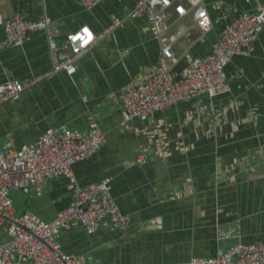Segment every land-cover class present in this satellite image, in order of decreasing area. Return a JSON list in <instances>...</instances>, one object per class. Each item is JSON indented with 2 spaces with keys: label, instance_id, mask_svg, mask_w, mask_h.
Masks as SVG:
<instances>
[{
  "label": "crops",
  "instance_id": "1",
  "mask_svg": "<svg viewBox=\"0 0 264 264\" xmlns=\"http://www.w3.org/2000/svg\"><path fill=\"white\" fill-rule=\"evenodd\" d=\"M138 1L106 0L86 10L78 0H0V85L29 84L52 66L43 31L29 33L20 46L6 45L5 25L13 16L48 19L53 46L82 27L98 36L118 22L73 72L28 87L0 107V153L7 136L19 149L47 129L85 131L88 117L95 118L104 146L74 173L82 186L110 180L130 224L94 234L74 224L56 236L66 253L94 264H187L236 242L264 244V32L253 38L248 57L235 56L227 66V92L180 102L144 121L129 120L120 102L161 58L178 79L189 61L211 55L235 16L254 12L264 0H154L158 38L146 16L129 17ZM69 55L58 50L60 59ZM140 154L145 164L130 167ZM15 193L23 204L17 212L29 211L43 224L70 200L63 178L41 192ZM228 233L233 237L224 239Z\"/></svg>",
  "mask_w": 264,
  "mask_h": 264
},
{
  "label": "built area",
  "instance_id": "2",
  "mask_svg": "<svg viewBox=\"0 0 264 264\" xmlns=\"http://www.w3.org/2000/svg\"><path fill=\"white\" fill-rule=\"evenodd\" d=\"M105 1L78 0L86 10ZM153 1L139 0L129 17L146 16L152 34L158 38L159 24L154 16ZM117 25L118 22H114L98 36L88 27H82L67 35L59 46H53L52 23L48 19L34 23L13 16L5 25L6 45L20 46L29 33L43 31L50 45L52 66L29 84L7 82L0 85V107L19 99L28 87L61 72H73L76 62ZM261 32H264V5L252 13L235 16L218 35L211 55L189 61L178 79L173 78L168 63L161 58L157 68L142 82L127 87L121 94V108L126 117L133 121L152 120L158 112L180 102L227 92V66L235 56L248 57L253 38ZM59 49L70 55L60 59ZM104 143L105 135L92 116L88 117L85 131L66 125L47 129L34 143L19 149L10 136L5 138L0 153V264H94L85 255L66 253L56 241L57 234L74 224L82 225L89 234L102 227L117 232L129 226V218L121 214L112 195L110 180L82 186L74 173V166L94 157ZM145 162L144 155L140 154L129 166ZM57 178L66 181L70 200L51 222L43 224L29 211L17 212L9 197L12 192L24 189L41 192L48 182ZM231 237L232 233L224 235V239ZM187 264H264V244L236 242L213 258H195Z\"/></svg>",
  "mask_w": 264,
  "mask_h": 264
},
{
  "label": "rangeland",
  "instance_id": "3",
  "mask_svg": "<svg viewBox=\"0 0 264 264\" xmlns=\"http://www.w3.org/2000/svg\"><path fill=\"white\" fill-rule=\"evenodd\" d=\"M17 196H18L17 193H15V192L11 193L10 199H11L15 208H18V210H23V206H22L23 204L19 203Z\"/></svg>",
  "mask_w": 264,
  "mask_h": 264
},
{
  "label": "water",
  "instance_id": "4",
  "mask_svg": "<svg viewBox=\"0 0 264 264\" xmlns=\"http://www.w3.org/2000/svg\"><path fill=\"white\" fill-rule=\"evenodd\" d=\"M21 191H23V192H27V189H24V190H21Z\"/></svg>",
  "mask_w": 264,
  "mask_h": 264
}]
</instances>
